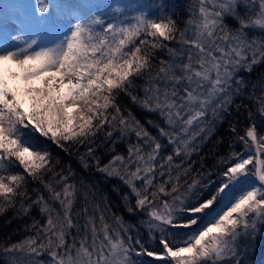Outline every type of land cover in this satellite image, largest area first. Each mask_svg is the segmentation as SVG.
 <instances>
[{
  "label": "snow or ice",
  "instance_id": "6c2138e0",
  "mask_svg": "<svg viewBox=\"0 0 264 264\" xmlns=\"http://www.w3.org/2000/svg\"><path fill=\"white\" fill-rule=\"evenodd\" d=\"M184 12L171 0H0V216L29 221L0 237V264H255L264 0H186ZM122 96L158 117L146 121L155 134ZM226 121L227 150L217 136L208 165L203 146ZM42 139L118 180L117 210Z\"/></svg>",
  "mask_w": 264,
  "mask_h": 264
},
{
  "label": "trees",
  "instance_id": "16d2710c",
  "mask_svg": "<svg viewBox=\"0 0 264 264\" xmlns=\"http://www.w3.org/2000/svg\"><path fill=\"white\" fill-rule=\"evenodd\" d=\"M172 3H174L176 5V9L177 11L180 13L181 16L185 15L184 12V8H185V4H186V0H171ZM229 24L232 23L231 20L228 21ZM159 55H163V53H158ZM264 72V64L259 65L258 67H256L251 75V79L253 81H255L257 79V75L259 73ZM246 75V74H245ZM120 103L121 106L124 107L126 106L128 109H130L133 114L135 115V117L140 120V122L142 124H144V126L146 128H148V130L150 132H152L153 134H155L156 130L152 127H150L146 121L148 119H152V120H156L158 119V117L153 114V113H149V112H145L143 110H141L140 108H138L137 106H135L134 104H132L126 97H121L120 98ZM245 104H249V106H251V102L248 100H244ZM235 118V112H233V116L229 117V120H232ZM241 123L238 125V130L240 131V133H243V128L244 126L247 124V121L244 120L243 116H241L240 118ZM261 127H264V125H262ZM228 128V122L226 121L222 126H220L216 132L215 135L212 136L211 140L208 141L207 144H205L203 146L201 155H206V163L208 165H211L214 162V158L210 153V149H212L214 142L217 138V136H223L225 138V143L222 145H219L216 149L217 154H223L226 152L227 150V141L228 139L233 135L229 132L226 131V129ZM134 139V137H133ZM42 143L47 144L53 155L56 157H59L60 160L62 161L63 164H71V167L78 173V174H82L84 175L87 179L95 182H99V186L100 188L109 193V196L111 198L112 204H113V210L116 211V207L115 205L119 204V197L111 191V185L113 184H119L120 182L118 180H109L107 182H104L101 178V175L99 173L96 172H92V173H85L83 172V169L80 167V165L77 163L75 156H69L67 155L64 151H62L60 148L56 147L54 144H52L50 141H46L42 139ZM241 147V145L239 143L236 144V148L239 149ZM116 151L117 152H126V147L123 143H120L117 145L116 147ZM109 159V156L107 154H103L102 155V160L104 162H107V160ZM193 159L198 160V157L194 156ZM196 167H198L199 165H195ZM15 171H20V169H15ZM124 191H127V189L125 188ZM119 211L123 212V208H120ZM32 214L34 216H37V218H39V213L38 210L36 208H33L32 210ZM13 217V212L11 210H9L5 215L0 216V237H3L5 234L12 232L13 229L19 228L22 226V224L24 223H28V218H24L23 221L21 220H17V219H12L11 224L5 226V221L9 218ZM125 219L127 220H131V221H135V217H130L125 213ZM26 235V233H21L20 236ZM20 236H13L12 239L13 240H17L20 238ZM264 240V235H259L256 243H255V247H258V244H261V241ZM264 246V244H263ZM254 255V254H253ZM252 255V256H253ZM251 256V258H252Z\"/></svg>",
  "mask_w": 264,
  "mask_h": 264
},
{
  "label": "rangeland",
  "instance_id": "374dc122",
  "mask_svg": "<svg viewBox=\"0 0 264 264\" xmlns=\"http://www.w3.org/2000/svg\"><path fill=\"white\" fill-rule=\"evenodd\" d=\"M13 70H15L13 68ZM241 75H245V73L241 72ZM11 83V82H10ZM38 84V82H36ZM13 86H16L15 84H13ZM20 87H23V85L21 84ZM25 110L28 109V103L27 101H25L24 104ZM264 240L261 241V244H258V247H255V252L254 255L252 256L251 260H253L255 262V264H264ZM41 259H46V257H41ZM148 259V258H146Z\"/></svg>",
  "mask_w": 264,
  "mask_h": 264
}]
</instances>
